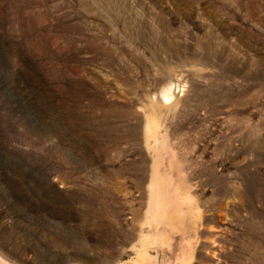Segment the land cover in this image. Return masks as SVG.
<instances>
[{"label": "rangeland", "instance_id": "rangeland-1", "mask_svg": "<svg viewBox=\"0 0 264 264\" xmlns=\"http://www.w3.org/2000/svg\"><path fill=\"white\" fill-rule=\"evenodd\" d=\"M0 264H264V0H0Z\"/></svg>", "mask_w": 264, "mask_h": 264}, {"label": "bare ground", "instance_id": "bare-ground-1", "mask_svg": "<svg viewBox=\"0 0 264 264\" xmlns=\"http://www.w3.org/2000/svg\"><path fill=\"white\" fill-rule=\"evenodd\" d=\"M171 86V85H170ZM179 86V85H178ZM181 88V87H180ZM179 88V89H180ZM174 89V88H173ZM171 87H168V86H164V88H162V90H160L159 92V95L158 97L161 98V101L164 103H173V102H176V94H175V91L173 90ZM178 92V91H176ZM158 95V94H157ZM155 98V97H153ZM162 103V104H163ZM149 124V123H148ZM147 124V125H148ZM149 128V127H148Z\"/></svg>", "mask_w": 264, "mask_h": 264}]
</instances>
